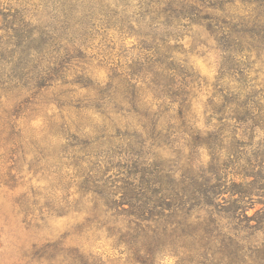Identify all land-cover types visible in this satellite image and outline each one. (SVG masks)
<instances>
[{
    "label": "rangeland",
    "instance_id": "1",
    "mask_svg": "<svg viewBox=\"0 0 264 264\" xmlns=\"http://www.w3.org/2000/svg\"><path fill=\"white\" fill-rule=\"evenodd\" d=\"M0 79V264H264V0L0 6Z\"/></svg>",
    "mask_w": 264,
    "mask_h": 264
},
{
    "label": "trees",
    "instance_id": "2",
    "mask_svg": "<svg viewBox=\"0 0 264 264\" xmlns=\"http://www.w3.org/2000/svg\"><path fill=\"white\" fill-rule=\"evenodd\" d=\"M106 0H0V6L2 7H22L23 9L28 6H40V5H54V6H79V5H87V4H98L102 3ZM108 1V0H107ZM1 80V79H0ZM30 85H33L32 81L31 83L28 81ZM1 84V82H0ZM28 86V85H27ZM16 87H19L16 85ZM30 90H32V87H30ZM0 92H3V87L0 85ZM3 94V93H1ZM5 145H10V143H6ZM14 152L13 148L6 147L3 151L4 157L8 155L9 153L12 154ZM7 153V154H6ZM2 154V155H3ZM12 168L11 167H5L0 166V188L2 186H9V178L11 177ZM124 204H129L133 208V211H129L133 216H136L138 218H141L140 214H137L136 209L138 210L137 202L134 203V201H122L119 204H117L119 207H122ZM147 204V203H146ZM145 204V205H146ZM136 205V208H135ZM146 207V206H145ZM57 250L56 247H52L51 244H46L42 247L38 248V252L42 256H47L50 258H57V254H55V251ZM49 253V254H47ZM60 255V254H59ZM41 262V261H40Z\"/></svg>",
    "mask_w": 264,
    "mask_h": 264
}]
</instances>
